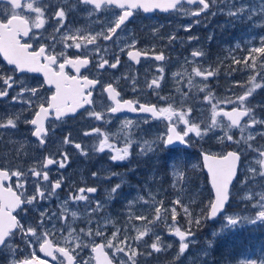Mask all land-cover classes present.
<instances>
[{
	"label": "snow or ice",
	"instance_id": "snow-or-ice-1",
	"mask_svg": "<svg viewBox=\"0 0 264 264\" xmlns=\"http://www.w3.org/2000/svg\"><path fill=\"white\" fill-rule=\"evenodd\" d=\"M0 4V57L8 66H0V101L8 105L0 112V264H209L205 258L213 241L200 246L197 241V232L209 222L220 223L214 237L245 224L264 225V102H253L257 90L264 89V0ZM157 11L193 18L183 26L185 32L201 17L217 15L257 31L218 57L215 67L203 47L178 57L179 68L171 72L172 87L166 91L170 49L199 37L185 40L175 31L162 32L163 25L140 37L129 27L138 14ZM78 15L82 26L74 22ZM240 51L245 54L235 55ZM222 67L228 75L243 71L248 76L217 95L210 81L218 79ZM29 73L41 74L42 81L30 84L24 79ZM127 93L133 98H125ZM125 113L138 118L121 120ZM69 119L99 122L78 130L91 144L77 142L64 130ZM114 120L119 126L112 131ZM154 122L162 123L163 130L155 131ZM213 138L224 150H202L200 163L191 166L206 170L211 198L205 202L198 200L192 171L180 153L192 148L194 140ZM68 148L83 157L106 154L114 163L174 155L155 164L142 185H128L136 195L126 200L120 220L107 208L120 198L127 173L92 172L96 181L119 180L97 199L98 186L67 183L62 173L57 179L50 176L53 167L69 166ZM65 189L61 199L59 192ZM169 189L174 198L166 199ZM236 197L244 207L229 212ZM161 224L178 245L171 260L161 261L173 249L157 231ZM235 264H264V253Z\"/></svg>",
	"mask_w": 264,
	"mask_h": 264
},
{
	"label": "rangeland",
	"instance_id": "rangeland-1",
	"mask_svg": "<svg viewBox=\"0 0 264 264\" xmlns=\"http://www.w3.org/2000/svg\"><path fill=\"white\" fill-rule=\"evenodd\" d=\"M192 20L193 18L191 17L172 13L169 14V16L167 17H161V19L157 20V23L153 25H163L164 27L162 29V32L170 33L172 31H175L178 37L184 38L185 40L188 36L199 37V41H186L182 45L178 41L173 46V49H170L173 62L171 65H168L165 68L166 79L169 81L168 88H166V91L172 87L171 72L177 71L179 68V64H177L176 62L178 57L188 56L189 52L194 47H203L208 53L207 62L211 63L213 67H215V62L218 57L223 58L224 56H227L230 47H234L238 41L246 42L247 40L251 39L257 31L255 29L248 28L245 24L229 23L228 17H226L225 15H217L215 17L208 16L206 19L204 17H201L200 23L193 24V26L196 25L198 27H192L191 32H185L183 30V26L192 23ZM207 22H209V25L205 24ZM213 26L215 27V32L213 30ZM201 29H206L207 35L204 36L205 33L201 34ZM140 30V37H145L146 34L144 33V31H142V27ZM209 36H212L211 40L208 39ZM244 54L245 53L243 51L235 53V55H237L238 57L243 56ZM227 63H230V61H227L226 64ZM145 65L149 66L148 63H145ZM235 74H238L236 78L234 77ZM247 76L248 74L243 71H237L228 75L226 67H222L218 79L215 81H210V84H212L215 88L217 95H225L227 93H225L224 90L228 88L234 80L245 81L247 79ZM238 89L239 88L233 89V91H236ZM240 91H242V89ZM253 102H264V89L257 90L256 94L254 95ZM98 123L99 122H91V124L84 126H76L75 128L64 127V130L67 131L68 129H71L72 133H74V136L76 137L77 142L91 144L93 141L80 136L78 130ZM158 127L159 124L155 122V126L153 127V129L155 131H158ZM162 127H164V125ZM115 130L116 129H114L113 131ZM21 131L26 132L27 129L23 125H21ZM59 135H61V132ZM193 142L196 141L194 140ZM260 142L264 143V141ZM195 145L197 148H201V150H203L204 148H210L211 151L224 150L223 146L218 145L214 138L207 141L196 142ZM49 147L53 148L54 150V146L49 145ZM68 151L71 154L69 159V166L64 170L59 171L55 167H53L52 171L50 172V176L52 177V179H57L62 173L66 178H68L67 183L75 182L79 186H84V183H87L89 186H98L99 190L96 194L97 199H103L106 196L105 189L110 188L112 185L119 182V180L118 178L113 177L110 182L96 181L91 178L92 172L97 171L101 168H107L113 172L127 173L125 179L128 184L123 187L120 198L113 201L107 208V211L112 215L114 219L120 220L124 219V217L120 216L119 214L125 210L124 204L126 200L131 199L132 196L136 195L135 188L129 187L128 185H142L152 174V169L155 164H162L164 163V160L168 158L169 155H174L161 153L160 155L163 157V159H161L160 161L144 159L137 160L134 158L131 163H114L108 159L106 154L83 157L71 148H68ZM180 157L182 163L186 164L188 169L192 171V187L197 189L200 193L198 200H203L206 202L207 199L211 198L210 185L207 183V175L204 170H201V168L198 167L195 170H192L191 167L194 164L200 163L199 154L188 151L186 153H182L181 151ZM28 163L30 164L31 161H29ZM132 167L136 168L135 172L129 171V169ZM160 175H164L163 171L160 172ZM168 185L169 181L165 180L164 188L168 189ZM149 187L158 186L149 185ZM66 191L67 189L59 192L61 199H63L66 195ZM171 198H174V196L172 190L169 189L167 192L166 199ZM230 203L231 206L228 208L229 212L236 211L244 207V205L240 203L239 197H236ZM245 226L246 230L241 236L240 233H237L239 232L238 228L243 229ZM219 227V222H209L205 227H203L200 231L197 232L198 246L203 245L207 240L213 241V250L211 252V255L205 258L209 261V264H235L237 260L244 258H256L262 253H264V225L245 224L243 226H238L237 228L231 231L221 233L219 236H212V232L217 231ZM157 231L160 232L166 242L173 244V249H171L166 256H161V261L171 260L178 246L175 243V238L167 234V231L163 224L159 225ZM192 251H195V249H193ZM38 254L40 255V253ZM24 255H27V252H24ZM215 258H217L218 260L216 261Z\"/></svg>",
	"mask_w": 264,
	"mask_h": 264
},
{
	"label": "flooded vegetation",
	"instance_id": "flooded-vegetation-1",
	"mask_svg": "<svg viewBox=\"0 0 264 264\" xmlns=\"http://www.w3.org/2000/svg\"><path fill=\"white\" fill-rule=\"evenodd\" d=\"M0 7H3V4H0ZM167 14H163V13H153L151 15L147 14V13H140L136 16V18L134 19V21L132 23L129 24V27L132 28L133 30H135L136 34L140 36V32H141V27H142V31H144V33L147 35L148 30L150 29V27H152L153 25H155V23H157V20H160L161 17H167ZM156 21V22H154ZM76 26H82L84 21L83 19L78 15L75 18ZM193 27H198V26H193ZM122 59H126V57H122ZM0 66H3L5 68H7L8 66L6 65V63L3 61V58L0 57ZM144 67H148L144 64ZM141 71H143V69H141ZM118 74V73H117ZM238 76V74H235L234 77L236 78ZM24 79H26L30 84L35 85L38 84L39 82L42 81V76L41 74H27ZM241 89H238L236 91H240ZM50 94V93H49ZM125 98H133L131 93H127L125 95ZM152 102H155L154 100ZM8 107L7 103L5 101H0V112H3L6 108ZM16 108H19L18 105L15 106ZM10 110V109H9ZM125 117L127 118H131V119H137V114H133V113H125L123 115L120 116V119H124ZM159 127H158V131H162L163 129V124L159 123ZM91 124V121H87L84 123H81L79 120H71L69 119L67 121V123L65 125H63L62 127L64 128H75L76 126H84V125H88ZM102 126V125H101ZM119 126V121L118 120H114L113 123L109 126V128L113 131L114 129H116ZM155 126V122L153 123L152 127ZM67 131H71V129H68ZM60 134V129H57V135ZM74 135V133H73ZM194 146L192 148L187 149L191 150L192 152H196L198 154H200V152L202 151L201 148H197L196 147V142H193ZM229 149V148H228ZM231 149V148H230ZM68 150V149H67ZM203 150H211L210 148H204ZM183 151V150H182ZM71 152V151H70ZM71 154L69 153V159H70ZM72 159V158H71ZM246 230V226L241 229L238 228L237 233H240V235L242 236V234L244 233V231ZM246 239V236H245ZM246 246V245H245ZM215 260L217 261L218 259L215 258Z\"/></svg>",
	"mask_w": 264,
	"mask_h": 264
},
{
	"label": "water",
	"instance_id": "water-1",
	"mask_svg": "<svg viewBox=\"0 0 264 264\" xmlns=\"http://www.w3.org/2000/svg\"><path fill=\"white\" fill-rule=\"evenodd\" d=\"M157 12H160V11H157Z\"/></svg>",
	"mask_w": 264,
	"mask_h": 264
}]
</instances>
